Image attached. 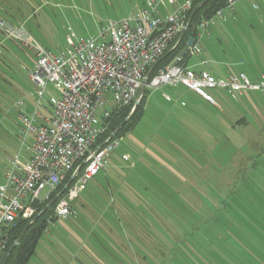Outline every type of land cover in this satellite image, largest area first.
<instances>
[{
    "label": "rangeland",
    "instance_id": "obj_1",
    "mask_svg": "<svg viewBox=\"0 0 264 264\" xmlns=\"http://www.w3.org/2000/svg\"><path fill=\"white\" fill-rule=\"evenodd\" d=\"M142 1L0 0V30H4L7 23H21L20 26L41 47L57 54L68 48L69 40L95 37L101 24L126 18L131 11L141 7ZM177 1L182 4L186 0ZM240 2L247 3L236 1ZM161 7L172 9L166 3ZM3 12L16 18L10 19ZM224 14L226 21L216 19L208 28L209 35L200 39L202 55L188 57L189 64L203 59L207 64L202 69L217 78L244 73L253 82L259 81L264 76V55L256 54L254 48L251 52L245 44L249 41L246 34L263 35L264 26L255 24L251 29L244 21L234 22L229 11L224 10ZM13 39L0 32V183L9 161L18 157L24 163L33 143L32 136L28 135L25 144H21L16 106L23 102L26 112L33 102L34 85L28 75L34 68L35 58L33 53L13 43ZM206 93L215 105L200 100L201 97L181 85L147 89L136 126L116 138L118 148L106 159L104 173L99 172L72 204L75 217L71 222L91 224L96 222L92 217H101L103 222L116 226L115 219L121 220L125 214L123 209L127 207L135 213L133 208L144 207L145 201L132 195L141 191L136 180L171 178L174 169L183 173L182 178L193 176L194 184L196 177L200 181L204 178L205 189L201 191L203 182L199 183L201 194L199 192L198 198L187 205L189 233H192L187 244L183 247L176 244L171 249L172 263L165 264H264V91H245L236 97L225 90L211 89ZM57 96V92L48 86L43 103L47 104L50 97ZM164 96H168L169 101ZM102 110L96 112L98 120ZM242 118L246 124L238 122ZM231 153H234L233 161L237 162L236 172L241 171L243 175L241 178L233 179L232 174L229 177L227 173L226 163ZM123 154L129 156V164L121 160ZM219 163L222 170L220 183L216 168ZM130 164H133L132 168ZM250 168L251 174H248ZM216 188L222 194L216 202L202 198L212 197ZM231 189L236 191L234 197L225 196L224 191L229 193ZM46 193L44 190L39 199ZM165 203L173 201L165 199ZM198 211L203 215L199 220L195 215ZM147 222L154 225L155 221L147 216ZM119 232L121 234L120 229ZM45 239L50 238L44 235L40 242ZM122 240L127 251L133 249L131 256H124V259L134 264L133 253L139 256L143 253L142 247L136 241H131L129 246L124 235ZM155 248L157 251L162 249ZM40 252L41 248L38 254ZM38 254L31 257L30 264H37ZM156 255H140L138 259L141 262V257H145L149 264H164L156 262L160 260V253Z\"/></svg>",
    "mask_w": 264,
    "mask_h": 264
},
{
    "label": "built area",
    "instance_id": "obj_2",
    "mask_svg": "<svg viewBox=\"0 0 264 264\" xmlns=\"http://www.w3.org/2000/svg\"><path fill=\"white\" fill-rule=\"evenodd\" d=\"M164 1L175 7L173 13L160 16L158 1L144 0L141 10L100 26L95 37L69 40L68 48L57 54L39 46L23 26H3L8 36L34 55V68L28 76L34 85L35 100L34 109L29 114L20 110L21 102L16 106L21 144H25L28 135H32L33 143L24 163L16 157L4 170V183L0 186V254L6 249L10 229L20 220L31 224L42 204L52 205L57 201L54 208L56 219L74 215L72 202L118 148L116 139L108 138L97 143L104 131L102 124L112 110L134 107L140 101L142 80L148 78L150 68L188 26L186 16L191 8L190 0L182 4L176 0ZM233 2L229 0L226 9H231ZM222 15L223 10H219L214 17L199 24L184 55H202L200 39L215 18ZM184 62V56L175 58L173 63L148 80L146 88L181 85L211 103L213 100L206 93L211 89L225 90L232 96L244 91H264V76L256 82L243 74L220 79L210 71L188 69ZM206 64L204 60L199 61L200 66ZM48 86L58 96L48 99L49 116L46 118L40 110ZM99 109H103L100 120L96 117ZM41 117L43 122L35 125V120ZM122 159L127 160V157L122 156ZM68 178L64 193L56 194L51 200ZM44 190H47L45 197L39 199Z\"/></svg>",
    "mask_w": 264,
    "mask_h": 264
},
{
    "label": "crops",
    "instance_id": "obj_3",
    "mask_svg": "<svg viewBox=\"0 0 264 264\" xmlns=\"http://www.w3.org/2000/svg\"><path fill=\"white\" fill-rule=\"evenodd\" d=\"M156 1H158L159 3L157 9L159 11L160 16H167L174 12L175 7L173 5L166 3L164 0H156ZM236 1L237 0H235L232 3L231 9H225L229 11L230 13L229 17H231V19L234 20V22L241 23L244 21L246 24L250 25L251 29L255 24L264 26V0H251L250 2L246 1L247 3L245 4L241 2L236 3ZM165 3L171 6L172 9L168 10L166 9V7H161ZM143 5H144V0L142 1L141 7L134 11L141 10L143 8ZM216 19L226 21V16L224 14V11H223V15L221 17H216L215 20ZM102 25L105 24H101L100 26ZM262 31L264 32V28H262ZM26 32L34 40V38L29 34V32L28 31ZM205 35L206 36L209 35L208 30L207 33L203 34V36ZM246 35L249 41L247 42V44H245L246 45L245 48L248 47L247 49L250 50L251 52H253L252 48H254L256 54L264 55V34L262 35L261 33H253L251 35L248 34ZM182 37L183 36H179L178 42L182 39ZM258 39L263 40V42L261 43H259L260 41L257 42ZM178 42H176L171 46V48L167 51L164 57H166L172 51H174ZM184 53H185V49L183 48L178 54V57L179 55L184 56ZM187 59L188 58H186L184 62L186 68L196 71L195 69L197 67H200L197 69L204 70L202 69V66L199 65V62L190 65ZM174 61L175 59L172 60L169 64L173 63ZM240 74H243L246 77L244 73H239L238 76ZM230 75L236 76L234 74H228L227 76ZM246 78L248 79V77ZM244 92H242L239 95H234L232 97L241 96ZM195 97L200 99L199 98L200 96L199 97L195 96ZM164 98L165 100L169 101L168 96H164ZM34 100L35 97L29 108L26 109L28 110L26 112L23 111L26 106L23 102H21L22 106L20 110L28 114L32 112L34 109ZM200 100H203L211 105H215L213 99H212L213 100L212 103L206 101L203 98H201ZM40 113L42 114L43 117L47 118L49 116V108L47 104H43V109L40 110ZM43 117L36 119L34 124L35 125L41 124L43 122L42 121ZM122 156H126L127 160H123ZM233 156L234 153L233 154L231 153L228 156L226 163L228 166L227 173L229 174V177L232 174L233 179L234 178L236 179L238 175V172H236L237 162L233 161ZM120 158L124 163L129 164L128 155L123 154L121 155ZM218 160H220V156ZM245 160L249 162L248 159ZM105 165H106V160L104 167L100 172L104 173ZM129 166L130 168H132L133 164H130ZM220 167H221V163H219V166H216V168H218L217 175H218L219 183L221 181L220 176L222 173ZM176 168H178V166H176ZM171 173H172L171 178H161L157 180L143 179L140 180L141 182H138L136 180L135 184L139 185L141 191L140 192L135 191L134 194L132 195L135 196L138 195L139 198H142L145 201L144 207L141 209L133 208L132 210L135 211V213H132L129 209H127V207L123 209V213L125 212V214H123L121 220L115 219V221L117 222L116 226L114 224H108L106 222H103L101 220V217H97V218L92 217L93 220H95L96 222H93L91 224L71 222L73 221L71 218H74L75 214L68 217L67 219H63V220L56 219L52 223H47L46 228L43 234L41 235V237L45 235L50 239H45L44 241L40 242L41 241V237H40L39 240L37 241L33 254L36 256V254H38V249L41 248L40 254H38L36 257L37 264H131L130 260L124 259V256L126 258H129L131 256V251L133 249L128 248L127 251V249L124 247V242L122 240L123 235L127 237L128 240L126 241L128 242L127 244L129 246L131 245V241H136L139 243L140 248L142 247L141 249L143 250V253H139V256L138 254L135 255V253H133L135 259H133L132 257V262H134V264H149L148 261H146L145 257H141L142 259L140 262V260L138 259L140 255L157 256L156 254L158 253H160V260H157L156 262H160L164 264L166 262L172 263L173 259H171L170 257L171 249H173V247H176L177 246L176 244H179L181 247H183L185 244H187L188 237L191 236L192 234L189 233L190 222L187 217L188 214L186 212L187 205H189L190 201L194 202L195 199L198 198L197 197L198 193L200 192L201 194V191L204 190L205 187L203 186L204 184L203 177L201 181L196 177V184H194L193 176L188 175L182 178L180 176L183 173H181V171L179 173L174 169L171 171ZM173 176L175 178H173ZM149 180H151L152 182H149ZM3 183H4V171H3V181H1L0 186H2ZM199 183H201V191L200 190L198 191ZM187 184H189V187L192 188V190L188 189L189 187L187 186ZM180 189H182V191H180ZM213 193L216 194H214L212 197L209 198L202 197V198L211 200L212 202H216L217 199L221 197L222 194L221 191H219V188H216V191L214 190ZM173 198H175L176 200L174 201ZM165 199H172L173 203L166 204ZM74 201L72 202V204L74 203ZM72 204L71 206L72 209L74 210ZM201 213L202 211H198L195 214L197 220H199V218L203 216ZM147 216H149V218L153 217L155 221L154 225L147 222ZM168 216L169 219H167ZM172 217H175V219ZM139 219H141V221H139ZM56 222H59L58 226L55 225ZM56 226L59 227V229ZM115 228H117L118 231H116ZM119 229L122 235L120 234ZM149 232H152V235ZM156 238H157L156 240L157 242L155 244ZM107 242H110V244H107ZM156 246L161 247L162 249H159V251H157V248H155ZM192 248H194V245H192ZM33 255L31 257H34ZM31 257L27 264H30Z\"/></svg>",
    "mask_w": 264,
    "mask_h": 264
},
{
    "label": "trees",
    "instance_id": "obj_4",
    "mask_svg": "<svg viewBox=\"0 0 264 264\" xmlns=\"http://www.w3.org/2000/svg\"><path fill=\"white\" fill-rule=\"evenodd\" d=\"M203 1L205 0H190L191 8L187 12V16H186L188 20V26L184 32L182 39L178 42L179 36H180L179 35L176 38V40L173 42V44L178 42L174 51H172L169 55L164 57L167 51L173 45L172 44L169 47V49L164 53V55L150 68V71L148 74V80H150L160 69L165 68L166 66H168V64L172 60L178 57V54L180 53V51L183 48L184 49L186 48L188 39L195 38L196 33H197V28L202 21L211 19L212 17L215 16L216 12L219 10L224 11L229 2V0H208L204 5L200 6V4ZM4 14H6V16L10 19L16 18L14 15L10 13H4ZM20 24L21 23L12 25L10 23H7L8 26H11L13 28L19 27ZM0 32L2 33L3 36H7L5 30L1 29ZM11 41H14L13 43H16L18 45H21L20 42H18L17 40L13 39ZM186 58H188V56L185 54L184 59ZM146 93H147V89L144 90V93L141 96V99L137 105V108L132 115H130V113L132 111L133 105L125 107V108H117L111 111L109 117L102 124L104 127V131L103 133L99 135L97 139L98 144L103 143L108 138L116 139L119 136L124 135L125 133H128L133 130L139 118L141 117ZM238 122L241 124H246L245 119L239 120ZM251 170L252 168H250V171H247V173L251 174ZM238 174L239 175H237V177L239 176V178L243 176L241 174V171H239ZM248 174L246 175L244 174V175L248 176ZM68 180L69 178L65 180V182L57 189L56 192H54V194L51 196V200L54 199L56 194L61 192L64 184L67 183ZM243 182H246V180H243ZM235 193L236 191L232 189L229 190V193L224 191L225 196H230V197L231 196L234 197ZM56 203L57 201H55L45 212L41 213L40 216L38 217L37 214L46 208L47 203H44L41 206H39L36 214L32 217L33 221L31 224H28L27 220H20L16 222V224L10 229L8 233V242H7L6 249L2 254H0V264H27L28 263L30 257L34 254L37 241L43 234L47 223H52L54 220H56V218L54 217V208L56 206ZM18 239H19V243L12 249L10 255L6 257L7 252L11 249L13 244Z\"/></svg>",
    "mask_w": 264,
    "mask_h": 264
},
{
    "label": "water",
    "instance_id": "obj_5",
    "mask_svg": "<svg viewBox=\"0 0 264 264\" xmlns=\"http://www.w3.org/2000/svg\"><path fill=\"white\" fill-rule=\"evenodd\" d=\"M207 1H208V0L203 1V2L200 4V6L204 5ZM185 30H186V29H184V30L181 32L180 36H183ZM192 42H193V39H192V38H189L186 47H190L191 44H192ZM147 83H148V78L145 77V78L142 80V86H141V88H140V90H139V96H140V97H141L142 94L144 93V90H145V88H146V86H147ZM137 105H138V103H136V104L134 105V108H133V110L131 111L130 115H132V114L135 112V110H136V108H137ZM127 119H128V118H127ZM127 119H126V120H127ZM126 120H125V121H126ZM67 187H68V184L65 185L64 188L61 190L59 196L62 195V194L64 193V191L67 189ZM50 206H51V203L48 204V205L46 206V208L43 210V212H45ZM43 212H42V213H43ZM39 216H40V215H38V217H39ZM22 235H23V234H22ZM22 235H21V236H22ZM21 236H20V238H21ZM20 238H19V239H20ZM19 239L13 244V246L11 247V249L7 252L6 257H8V256L10 255L12 249H13V248L19 243ZM6 257H5V258H6Z\"/></svg>",
    "mask_w": 264,
    "mask_h": 264
}]
</instances>
